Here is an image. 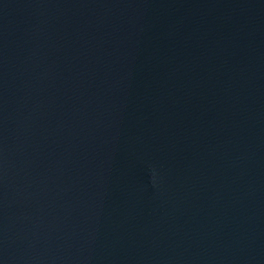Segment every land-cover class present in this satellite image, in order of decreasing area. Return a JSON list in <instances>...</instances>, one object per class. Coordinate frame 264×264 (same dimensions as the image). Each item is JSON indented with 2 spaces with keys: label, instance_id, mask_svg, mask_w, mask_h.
I'll return each instance as SVG.
<instances>
[{
  "label": "water",
  "instance_id": "water-1",
  "mask_svg": "<svg viewBox=\"0 0 264 264\" xmlns=\"http://www.w3.org/2000/svg\"><path fill=\"white\" fill-rule=\"evenodd\" d=\"M0 264H264V0H0Z\"/></svg>",
  "mask_w": 264,
  "mask_h": 264
}]
</instances>
